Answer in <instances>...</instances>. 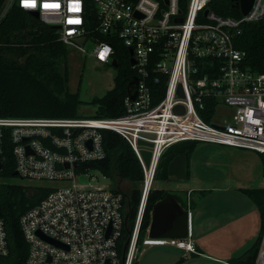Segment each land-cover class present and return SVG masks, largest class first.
<instances>
[{"label": "built area", "instance_id": "obj_1", "mask_svg": "<svg viewBox=\"0 0 264 264\" xmlns=\"http://www.w3.org/2000/svg\"><path fill=\"white\" fill-rule=\"evenodd\" d=\"M209 2L3 1L0 20L15 6L29 14L37 12L40 21L55 27L60 42L102 65L116 61L118 67L117 48L119 44L127 48L132 78L137 80L131 90L136 92L135 99L127 91L124 112L117 117H0V162H6L10 154L17 172L14 176L51 188L19 219L28 247L24 264H133L138 259L139 228L158 162L177 142H206L264 153V71L245 65L246 52L234 42L243 23L264 17V0H253L240 17L218 15ZM201 69L211 72L201 74ZM163 77L166 83L161 95L154 86ZM178 105L182 113L174 111ZM207 112L209 121L201 116ZM216 116L223 117L222 123L214 121ZM104 130L128 142L143 172L141 199L121 254L118 242L126 221L123 194L77 180L95 170L83 164L104 159ZM142 150L150 152L148 165ZM1 171L0 188L6 182ZM155 242L195 252L193 244L184 239ZM8 254L0 218V258ZM253 264H264V227Z\"/></svg>", "mask_w": 264, "mask_h": 264}, {"label": "trees", "instance_id": "obj_2", "mask_svg": "<svg viewBox=\"0 0 264 264\" xmlns=\"http://www.w3.org/2000/svg\"><path fill=\"white\" fill-rule=\"evenodd\" d=\"M4 0H0V8ZM209 8L221 16L240 17L237 0H210ZM235 46L246 52L245 65L252 70L264 71V17L257 22L243 23L235 37ZM69 48L59 41L54 26L34 18L24 10L13 7L0 20V117L31 118L57 117L76 118L78 108L83 104L78 92L67 88L68 66L66 63ZM127 48L119 44L116 52L118 67L115 68L114 85L100 97H93L88 103L96 107L95 114L86 117H117L124 112V99L132 78V70L127 60ZM20 58H24L22 62ZM63 64V69L60 66ZM209 70H200V73ZM166 78L154 86L159 94L164 90ZM210 107L208 103L207 108ZM210 111V110H206ZM201 116L209 121L208 112ZM103 146L105 157L99 161L83 164L110 178L116 186L114 191L123 194L125 205V227L118 242L121 254L123 244L132 230L141 190L134 187L122 190L124 181L141 183V165L128 142L118 133L104 130ZM197 141H181L169 146L162 154L154 176L167 179V165L176 154H184L188 159ZM260 155L264 177V153ZM2 164L4 180L14 177V166L10 154ZM81 169V165L79 167ZM51 188L45 185H25L5 182L0 188V218L4 222L9 254L0 258V264H24L27 244L22 236L19 219L29 208L38 204ZM169 191L151 187L138 233V244L142 243L151 221L154 205ZM242 192L256 205L260 217V232L245 256L229 259V264H253L257 244L264 227V188H246ZM173 237H180L178 235ZM183 261L177 260L176 264ZM137 264V260L133 263Z\"/></svg>", "mask_w": 264, "mask_h": 264}, {"label": "crops", "instance_id": "obj_3", "mask_svg": "<svg viewBox=\"0 0 264 264\" xmlns=\"http://www.w3.org/2000/svg\"><path fill=\"white\" fill-rule=\"evenodd\" d=\"M187 161L186 178L176 177L173 171L170 175L167 173V179H162L167 182H182L181 187L175 188L174 191L167 188H154L169 191L166 196L171 195L184 213L180 214L173 228L161 233V237L149 235V224L142 244L150 242L148 247L153 248L159 245L155 240L170 238L184 239L193 244L195 252H187L184 249L160 243L176 249L171 256L174 260L173 264H176L180 258H183V261L178 264H194L195 261L198 264L200 260L214 264H229V259L245 256L253 247L260 232L258 209L242 192V189L247 187L240 185L247 182L240 180L243 182L240 183L235 179L237 186H234V179H227L228 182L225 185L199 187L197 186L199 182L195 181V176L191 171V159L187 158ZM176 235L180 237H173ZM145 251L146 249L142 248L140 254Z\"/></svg>", "mask_w": 264, "mask_h": 264}, {"label": "rangeland", "instance_id": "obj_4", "mask_svg": "<svg viewBox=\"0 0 264 264\" xmlns=\"http://www.w3.org/2000/svg\"><path fill=\"white\" fill-rule=\"evenodd\" d=\"M23 59L24 58H20L19 61L22 62ZM66 63L69 73L67 88L70 92H78L80 99L83 101V104L78 108V114L82 117L94 115L96 107L90 105L88 102L93 97L102 96L106 91L113 87L115 68L109 64L102 65L96 62L93 58L76 54L70 49L68 51ZM62 69L63 64L60 66V70ZM223 110L225 113L226 111L229 112L227 109L225 110L223 108ZM222 119L223 117L216 116L214 121L222 123ZM190 159L191 171L195 176V181L199 182L197 185L199 187H206V185H225L229 179H234V186H237L235 181L236 179L239 182L240 180L247 182L245 184H240L243 182L239 183L240 185H245L247 188L264 187V177L262 174L260 155L256 151L233 148L213 143L198 142L190 156ZM89 174L91 176L81 174L77 177V180L82 183L91 182L96 185H104L107 187L116 186L110 178L105 177L98 171L90 170ZM5 181L30 186L42 184V182H29L21 180L16 176ZM152 186L153 188H167L174 191L175 188L182 186V182H167L160 178H156L153 181ZM134 187L141 190L142 195L141 183L132 184L128 181H124L121 189L130 191ZM257 224L259 226L258 215ZM148 244H150V242L145 245L139 243L136 253V256L138 257V264L174 263V260L171 259L172 254L176 251L174 247L159 243V245L149 248ZM142 248H145L146 251L140 254V250H142ZM188 256H190V253H188ZM201 261L204 260H200L197 263L214 264ZM195 262L194 264H196Z\"/></svg>", "mask_w": 264, "mask_h": 264}, {"label": "water", "instance_id": "obj_5", "mask_svg": "<svg viewBox=\"0 0 264 264\" xmlns=\"http://www.w3.org/2000/svg\"><path fill=\"white\" fill-rule=\"evenodd\" d=\"M253 3V0H237V5L239 7V10L242 14H246L249 8L251 7ZM207 11H205L206 13ZM30 15L34 18L38 19L37 12H30ZM130 54H132V50L130 49ZM133 59H130V64H133ZM113 67H117V62H112ZM137 85L136 78H131L128 83L127 91L130 96L131 100H134L136 97V92H132V89H135ZM178 94L181 95V90L179 89ZM175 112L182 113L183 109L181 106H176L174 108ZM143 145H148L145 142H140ZM141 154L143 156V159L146 163V165L149 164L150 160V152L148 150H142ZM187 158L183 154H177L173 157V159L169 162L167 166V173L170 175L171 173H176V177L178 178H186L187 177ZM2 168V164L0 162V170ZM176 170V172H175ZM17 172H14V175H16ZM183 210L177 205L175 199L171 195H167L163 199L159 200L153 207L151 212V223H150V236L154 237H161V233L171 229L174 227L175 223L177 222V219L180 217V214H182ZM184 213V212H183ZM128 242H126L127 245Z\"/></svg>", "mask_w": 264, "mask_h": 264}]
</instances>
